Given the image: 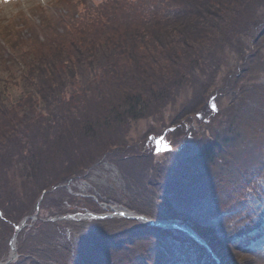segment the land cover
Here are the masks:
<instances>
[{
    "label": "trees",
    "instance_id": "obj_1",
    "mask_svg": "<svg viewBox=\"0 0 264 264\" xmlns=\"http://www.w3.org/2000/svg\"><path fill=\"white\" fill-rule=\"evenodd\" d=\"M67 1L59 0L56 6L58 28H43L42 38L32 43L11 44V61L0 63L1 70L5 67L0 74V264L11 259V240L24 220L27 226L16 242L19 257L10 264H140L135 259L148 258L149 241L174 249L176 264H217L213 255L219 264H256L250 247L264 239V205L258 200V195L264 197V186L255 194L257 206L252 200L236 204L244 215L249 209L251 215L259 208L263 211L252 231L246 227L240 232L230 227L238 218L235 213L228 222L227 211L219 213L229 207L224 205L228 191L219 188L225 180L228 190H251L257 173L264 170V147L257 146L256 156L248 146V163L239 165L243 139L231 138L229 127L215 134L214 125L223 126V116L226 124L242 122V101L236 107L240 98L235 97L230 113L221 115L210 105L222 98L210 94L232 96L223 80L215 87L216 78L228 65L230 71L238 68L247 74L258 57L260 49H252L264 39V0H98L87 9H82L86 0H77L79 13L74 10L78 4L71 7ZM229 56L237 60L229 63ZM180 94L189 102L170 123L196 117L208 126L200 145L190 151L194 142L187 140L180 162H174L182 185L191 188V209L184 211L176 204L177 188L164 187L159 202L165 205L164 214L151 216L134 201L125 207L154 220L191 222L211 252L177 230L127 220L114 221L108 228L102 221L65 220L82 208L98 209L91 197L81 200L68 192L73 182L90 181L106 162L143 160L144 154L155 158L147 140L159 135L155 130L140 149L125 143L123 154H116L112 148L122 147L124 137L111 145L113 128L162 116L175 108ZM172 128L179 142L184 129ZM102 141L104 150L90 155L89 148L101 147ZM228 161L236 172L251 170V178L228 181ZM222 225L231 235L220 232ZM256 234L260 239L252 241Z\"/></svg>",
    "mask_w": 264,
    "mask_h": 264
},
{
    "label": "rangeland",
    "instance_id": "obj_2",
    "mask_svg": "<svg viewBox=\"0 0 264 264\" xmlns=\"http://www.w3.org/2000/svg\"><path fill=\"white\" fill-rule=\"evenodd\" d=\"M58 1L59 0H0L1 65H4L3 62L7 59L11 61L10 58L13 56L11 53L12 49L10 48L11 44H18L20 47L28 41H31L32 43L35 38H42L41 32L43 28H51L53 26L58 28L59 24L56 25L58 22V15L56 12L60 9ZM97 1L98 0H86L85 6H83L82 9L91 8L93 5L97 4ZM67 2H70L71 7H73V4L76 5L77 3L78 6H74V10L78 11V13L82 11L81 6H79L80 3L77 2V0H68ZM66 3L65 5L67 6ZM66 9L69 10L68 8ZM262 37H264V27L261 29L260 38ZM22 42L23 44H20ZM260 43L261 45H257L255 49H252V51L257 52L260 49V53L254 61L250 62L253 63L248 68L247 74H244V72L242 74V71L240 72V69L237 68L235 72L238 71V75L236 74L237 76L235 75L233 77V73H235L233 72L234 69L230 71V65H228V68L222 69L221 76L216 78L215 87H218L220 82L223 80V86L226 88V92L227 90L230 93L232 92V96H230L228 93L227 96H225L226 93L220 94V91H212L210 94V98H222L220 101H213L214 106L218 111H220L221 115L230 113L229 110L232 106V102H234L233 99L235 97L240 98L238 101H235L236 107L238 103L242 101L239 107V112H241L242 116H244L242 118V122L241 119H236L234 121H229L228 124H226V118L223 116V126H218V123L214 125L216 127V130L214 131L215 134H220L222 129L225 130V128L227 129L229 127L228 130L230 133H232L229 134L231 138L236 140L240 139V141L243 139L242 146L239 148V153L242 154L240 160L245 161V163L241 164L242 166H246L248 163L247 154L244 152L248 146L252 147L250 149L254 151L253 155L256 154V156H259L260 154L257 146L262 144L264 147V39H262ZM246 49L251 51L249 47ZM236 60L237 59L235 57L231 59L229 56V63H233ZM2 69L5 71L4 66ZM3 70L0 69L1 75H4ZM228 75L231 76L226 79ZM229 82H231L230 85ZM14 92H16V90ZM177 99L178 100L175 108L169 109V111L163 113L162 116L159 114L151 117L148 120H142L139 123L130 126L129 128H113L110 138L111 145H114L117 143L116 141H118V136L124 137V141L121 144L122 147L115 145L112 148V152L115 151L116 154H123V150L125 149L123 148V145L125 143L130 147L133 145H138V149H140V147L144 145L143 142L146 140V137L152 132L151 130H155L156 133L161 135L169 127L170 129L172 127H178V129L183 128L184 136H182L180 139H177L179 142L173 138V135H170L167 139L170 146L172 147V151L170 152L171 156L168 154H159L156 155L154 159H152L150 158L151 156L149 157V154H144L145 158H143V160L129 161L130 159L127 158L128 160L122 159L117 163V165H111L110 163L106 162L101 169H97L94 172L90 178V181L82 180L75 183L73 182V185L68 186V192L70 194L79 196L81 200L83 197H91L93 202L97 204L99 211L97 209V212H91L87 208H82L78 213L75 214L74 219L71 221H82V223L102 221L101 223L107 222L105 228H108L113 224L114 221L121 220L113 214V210H111V208H115L120 212L123 209L128 210L125 206L130 201L140 204L148 210L151 216L153 215L157 217L160 214H164L166 211L165 205L159 204L160 198L163 194V187L168 188V190L177 188V198L174 201L176 204L180 205L181 209L184 211L191 209V207L188 206V203H191L192 201L189 195L191 188L185 184L182 185L181 178L179 176L180 174L178 172L179 169L176 165H174V162L177 160L178 163L180 162V157L182 155V145L187 140H190L192 143L194 142L193 146H190V151H193V149L200 145L203 140L202 133L204 132V126L195 120L196 117L182 120L178 119L179 124H171V119L179 115V112L182 110V108H184L189 102V100L183 97L181 94L177 97ZM211 106L212 104L210 107ZM221 115L220 117H222ZM216 118L217 117H213L214 120H216ZM171 130L175 131V128H172ZM208 135L209 132H207V137ZM197 142L200 143L197 144ZM100 145L101 147L97 146L95 149L89 148L90 152L88 153H90V155H94L96 152L97 154L101 153L104 150V141H102ZM245 145V149H242V147ZM257 174L258 175L255 177L254 182L251 183V190H249V197L252 198V204H255L256 206L259 204V202L256 200L255 194L259 191L260 187L264 186V170L258 172ZM54 190L55 189H53V191ZM42 196H44V194ZM42 196L41 200L43 199ZM104 201H108V203H105ZM232 204L233 203L229 205L227 210L236 209L234 208L236 205ZM128 211L131 213L134 212L130 210ZM224 211L225 210H220L219 213H224ZM252 211V209L248 210L250 213ZM89 213H92V215L95 216H106L110 214L114 216L105 220H96L88 216L80 217L88 215ZM240 214L241 213L237 214L235 212L234 216H238ZM246 216L247 215H241L238 216V218H235L236 222L233 225H230L232 230L235 226L239 225L243 219H246ZM147 218L152 219L151 217ZM122 219L129 221V219ZM34 220H36V217ZM152 220L157 222V220ZM231 221H234V219ZM220 232L223 234H228L226 227L221 226ZM251 247L260 248L259 251L261 252L257 256L260 259V264H264V239L253 242ZM148 250V258L143 260L144 262L138 258L135 259V262H139L140 264H171L172 261L174 264H176L177 262L176 252L174 249L170 248L169 245L160 244L159 246H155L152 244ZM17 258L18 254L14 255L11 262L16 261ZM255 260L257 262V258H255ZM256 264H258V262Z\"/></svg>",
    "mask_w": 264,
    "mask_h": 264
},
{
    "label": "bare ground",
    "instance_id": "obj_3",
    "mask_svg": "<svg viewBox=\"0 0 264 264\" xmlns=\"http://www.w3.org/2000/svg\"><path fill=\"white\" fill-rule=\"evenodd\" d=\"M199 118H200V116H199ZM195 120L197 121L198 119L195 118ZM200 120H204V118H201ZM205 127H208V126H204V130H205ZM173 133H174V130H171L169 128V129L165 130V132H163L161 135H158V136H156V135H150L147 140L150 143L157 142V140L166 141L165 139H168V137L170 135H173ZM203 136H206V132H203ZM166 142L168 143L169 141H166ZM156 149H157V147H155L153 150L156 151ZM153 150H152V152L154 153ZM168 153H166V154H168ZM228 162L230 163V169L229 170L231 172V175H230L231 178H227L228 181H232V180H236V179H237L236 181H238V180H241L244 177H248V178L250 177L251 178V175H252L251 174V170L246 171V172L244 170L237 171L236 172L234 170V163L232 161H228ZM243 163H245L244 160H242V161L239 160V163L238 164L241 165ZM222 182H223V185H222V187L219 188L220 191H222L224 193H226L228 191V195H225L224 196L225 197L224 198L225 199L224 200V205H230L231 203H233L234 205H236L237 203H240V204L244 205L245 204V201H248L249 203H251L252 198L247 197V196H249V193H250L249 191L243 190L244 189L243 187L229 188V190H228L227 189V185H226V181L223 180ZM258 196H259L258 200L262 203V206H263L264 203L262 202V198H264V197L261 198L260 195H258ZM234 208H236V209H234V210H225V211H227V214L224 217V219H225V221L223 220L224 222L230 221V219L232 218V216L234 215L235 212L237 214L241 213L238 216L244 215L246 213V211L244 209H239L237 205ZM201 209H203V208H201ZM128 210L123 209L120 212V211H117L116 209H114L113 210V214L115 216H117L118 219H121V220H124V219H122L124 216H131V215L136 216L135 214L130 213ZM262 213H263V211L260 208H259V210L254 215H251V213L247 212V214H249V215H247L245 218H248V219H251V220L243 219V221L239 225H237V226L234 227V228H236L235 231L236 232L244 231L246 227H247L248 230L252 231L253 230V227L256 226L257 224H259L260 221H262ZM110 215H112V214H110ZM114 215H112V216H114ZM121 215H123V217H121ZM24 221H26V220H24ZM130 221H132V222H130ZM177 221L180 222L181 225L187 224V228H189V229H191V230L194 231L193 226L190 225L191 222L190 223L189 222L182 223L180 220H164L163 222H168V223H173L174 222V223H176ZM128 222L131 223V224L142 225L144 227H155V228H162V229H167V230H177V231H180L181 233H184V234L186 232L185 229L178 230V229H174V228H171V227H165V226L164 227L152 226V225H149L146 221H140V222L138 221V223H137V221L129 220ZM163 222H159V223H162L163 224ZM232 222H234V221H232ZM222 227H225V225H222ZM230 232L231 231H228V234H230ZM232 233L234 234V231H232ZM186 235L189 236V237H191L189 234H186ZM197 237L201 240V242H204L206 244V246H204L203 244H201V245L203 247H205L206 250H208L209 252H211V249L209 248V246L207 245V243L199 235H197ZM17 238H18V234H17L16 239ZM259 239H260L259 236L256 234V235L253 236L252 241L259 240ZM12 240H13V238H12ZM152 244H154V242H150L149 245L151 246ZM259 249H260L259 247H250V252H253L254 253V255H255L254 258H257L258 264H260V259L258 258L257 255L261 252V251H259ZM13 254H17V249L14 246L12 247V257L11 258L14 257ZM213 258L215 259V261L217 262V264H219V261L220 260L215 255H213Z\"/></svg>",
    "mask_w": 264,
    "mask_h": 264
},
{
    "label": "water",
    "instance_id": "obj_4",
    "mask_svg": "<svg viewBox=\"0 0 264 264\" xmlns=\"http://www.w3.org/2000/svg\"><path fill=\"white\" fill-rule=\"evenodd\" d=\"M157 149H156V153H159V152H169L170 150H171V146L169 145V143H167L166 141H163V140H157ZM160 145L162 146L161 147V149H160ZM112 210H114V209H112ZM122 214V213H121ZM85 216H88V217H91V218H94V219H100V218H105V217H112V215H106V216H94V215H92V214H88V215H85ZM80 217H83V216H80ZM121 217H123V215H121ZM124 217H126V216H124ZM68 218H74V216H69ZM130 218H132V219H141V220H143V221H146L149 225H152V226H156V227H171V228H174V229H178V230H183V229H185V231L191 236V237H193L196 241H198V242H200L201 244H203L204 246H206V244L204 243V242H201V240L197 237V234L193 231V230H191V229H189V228H187V226L186 225H181L180 224V222H176V223H168V222H163V224L162 223H159V222H154V221H152V220H148L147 218H145V217H143V216H133V215H131L130 216ZM23 227H25V224H23L22 226H21V228H19L18 229V232L23 228ZM16 237H17V234L14 236V238H13V242H12V247L14 246V242H15V240H16Z\"/></svg>",
    "mask_w": 264,
    "mask_h": 264
}]
</instances>
